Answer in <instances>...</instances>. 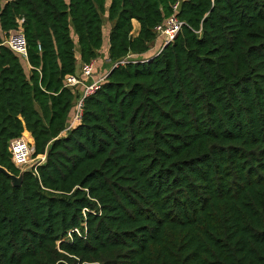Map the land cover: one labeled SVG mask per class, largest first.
Instances as JSON below:
<instances>
[{
  "label": "trees",
  "instance_id": "trees-1",
  "mask_svg": "<svg viewBox=\"0 0 264 264\" xmlns=\"http://www.w3.org/2000/svg\"><path fill=\"white\" fill-rule=\"evenodd\" d=\"M19 17L27 58L3 44ZM107 43L112 68L64 132L82 93L65 77ZM128 54L145 61L113 67ZM26 130L46 160L21 186L0 171V264H264V0H0L14 175Z\"/></svg>",
  "mask_w": 264,
  "mask_h": 264
},
{
  "label": "built area",
  "instance_id": "built-area-1",
  "mask_svg": "<svg viewBox=\"0 0 264 264\" xmlns=\"http://www.w3.org/2000/svg\"><path fill=\"white\" fill-rule=\"evenodd\" d=\"M178 7L179 3H176L173 6L175 11L178 10ZM17 23V28L9 31L3 44L8 45L13 51L27 58V43L23 28L24 18H17ZM183 25L184 22L181 21L176 14H172L170 17L166 18L163 23L156 26L157 39H163V46L170 44L176 39ZM139 61L145 60H140L137 56L128 54L121 60L114 63L113 67ZM94 75H96L95 60H92L82 65L80 74H68L65 77L66 86L70 88H82V93L75 102L74 114L64 132L75 128L81 123L85 99L98 90L107 77V75L104 74L94 78ZM9 151L11 152L13 163L21 171L32 168V171L37 174L38 167L46 160V154L35 155L34 141L32 142L25 132L21 136L15 137L10 141ZM88 212L92 211L88 208L83 209V214L85 217ZM82 225L85 227V231H82L79 227H74L68 231L67 239L71 240L74 233H77L79 236H84V234L87 232L86 220L82 223Z\"/></svg>",
  "mask_w": 264,
  "mask_h": 264
},
{
  "label": "crops",
  "instance_id": "crops-1",
  "mask_svg": "<svg viewBox=\"0 0 264 264\" xmlns=\"http://www.w3.org/2000/svg\"><path fill=\"white\" fill-rule=\"evenodd\" d=\"M134 22L138 23V26L136 27V32L134 33L135 35H137L140 31V24L138 21L134 20ZM109 32V31H108ZM108 35V33H107ZM106 35V37H107ZM160 51V40L155 42L153 47H152V55H155V53L157 54ZM95 66H96V77L100 76V75H108L109 71L112 68L111 65V61L109 59V45L108 43L106 44V46H104V48H102V50L100 51V55L99 57L95 60ZM81 67L79 65V69H78V73L80 74L81 71ZM25 134L30 138V140L33 142V137L32 134L29 131H25Z\"/></svg>",
  "mask_w": 264,
  "mask_h": 264
},
{
  "label": "water",
  "instance_id": "water-1",
  "mask_svg": "<svg viewBox=\"0 0 264 264\" xmlns=\"http://www.w3.org/2000/svg\"><path fill=\"white\" fill-rule=\"evenodd\" d=\"M31 170H32V168H29L27 170L21 171L20 175H14V174L10 173L5 167L0 165V171H2L3 173H5L6 175H8L11 178L12 184L14 186H21L24 172L25 171H31Z\"/></svg>",
  "mask_w": 264,
  "mask_h": 264
},
{
  "label": "rangeland",
  "instance_id": "rangeland-1",
  "mask_svg": "<svg viewBox=\"0 0 264 264\" xmlns=\"http://www.w3.org/2000/svg\"><path fill=\"white\" fill-rule=\"evenodd\" d=\"M138 26L137 22H134V33L136 32V27ZM96 60V59H95ZM95 70H96V66H95ZM94 78H96V76L94 75Z\"/></svg>",
  "mask_w": 264,
  "mask_h": 264
}]
</instances>
